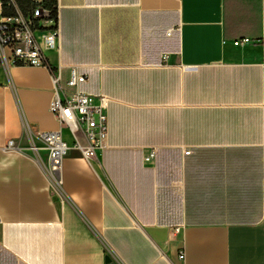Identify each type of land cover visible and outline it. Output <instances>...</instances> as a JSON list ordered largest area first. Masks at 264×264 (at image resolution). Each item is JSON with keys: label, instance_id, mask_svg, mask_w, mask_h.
I'll list each match as a JSON object with an SVG mask.
<instances>
[{"label": "crops", "instance_id": "0c3cea01", "mask_svg": "<svg viewBox=\"0 0 264 264\" xmlns=\"http://www.w3.org/2000/svg\"><path fill=\"white\" fill-rule=\"evenodd\" d=\"M59 27L49 62L110 98L107 144L56 189L8 141L85 140L45 67L0 66V264H264V0H59Z\"/></svg>", "mask_w": 264, "mask_h": 264}, {"label": "built area", "instance_id": "2783aa9c", "mask_svg": "<svg viewBox=\"0 0 264 264\" xmlns=\"http://www.w3.org/2000/svg\"><path fill=\"white\" fill-rule=\"evenodd\" d=\"M43 1L38 2L33 12L23 14L15 0H0V66L45 67L54 84L51 112L61 128L80 135L85 141L77 136L70 144L61 130L41 132L24 122L27 147L9 140L6 149L30 151L53 186L60 189L62 162L71 146L80 150L87 162L95 160L106 147L110 98L83 91L82 85L87 76L80 73L77 67H71L70 77L63 83L61 68H53L47 57V52L60 48L59 0H56L55 14L52 9L44 7ZM248 42L250 39L244 38L234 41V44ZM44 152L47 157H44ZM154 157L153 151L146 161ZM180 257L184 258V255Z\"/></svg>", "mask_w": 264, "mask_h": 264}, {"label": "trees", "instance_id": "16d2710c", "mask_svg": "<svg viewBox=\"0 0 264 264\" xmlns=\"http://www.w3.org/2000/svg\"><path fill=\"white\" fill-rule=\"evenodd\" d=\"M20 11L23 14H28L33 12L36 6L39 4L35 0H15ZM43 5L46 8H50L53 10V13H57V1L56 0H44Z\"/></svg>", "mask_w": 264, "mask_h": 264}, {"label": "water", "instance_id": "95a60500", "mask_svg": "<svg viewBox=\"0 0 264 264\" xmlns=\"http://www.w3.org/2000/svg\"><path fill=\"white\" fill-rule=\"evenodd\" d=\"M106 260H107V262H109V261H110V259H109L108 257L106 258Z\"/></svg>", "mask_w": 264, "mask_h": 264}, {"label": "rangeland", "instance_id": "374dc122", "mask_svg": "<svg viewBox=\"0 0 264 264\" xmlns=\"http://www.w3.org/2000/svg\"><path fill=\"white\" fill-rule=\"evenodd\" d=\"M41 147H42V145H41ZM44 157H47L45 152H44Z\"/></svg>", "mask_w": 264, "mask_h": 264}]
</instances>
